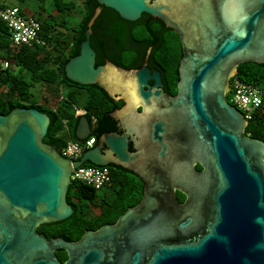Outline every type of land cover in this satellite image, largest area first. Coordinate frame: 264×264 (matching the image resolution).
Returning <instances> with one entry per match:
<instances>
[{
	"label": "water",
	"instance_id": "1",
	"mask_svg": "<svg viewBox=\"0 0 264 264\" xmlns=\"http://www.w3.org/2000/svg\"><path fill=\"white\" fill-rule=\"evenodd\" d=\"M96 1L80 51L65 64V75L83 85H98L114 100L123 92L131 123H141L153 112L161 114L169 107L165 116L182 120L187 127L184 137L201 142L209 172L215 175L210 229L194 242L170 243V226L178 214L167 204V215L156 218L167 237H158L160 242L153 244L146 264H264V140L246 134L243 113L227 98L229 80L240 64L264 63V0ZM102 6L130 21L148 13L178 33L186 56L181 61L176 95H163L159 72L150 74L146 66L130 70L110 60L96 65L90 36ZM149 78L155 83L150 85ZM138 106L144 112H138ZM120 111L115 109L110 115L118 118ZM49 124V115L33 107H15L0 114V264H60L52 254L57 247L84 250L76 264L113 262L124 245L120 237L150 220L161 204L155 193L166 187L157 182L146 187L141 202L121 214L116 224L87 230L76 242L47 240L37 227L73 213L66 192L73 182L74 167L87 162L113 163L143 178L152 176L143 164L145 149L133 153L128 149L134 132L131 125L122 134H102L100 146L88 148L80 159L71 161L55 145L44 142ZM91 133L88 117L82 114L77 140L83 141ZM166 134V122L160 118L148 130L160 158L168 147ZM190 222L188 218L179 226L184 228ZM140 256V251L135 252L132 262L136 264Z\"/></svg>",
	"mask_w": 264,
	"mask_h": 264
},
{
	"label": "trees",
	"instance_id": "2",
	"mask_svg": "<svg viewBox=\"0 0 264 264\" xmlns=\"http://www.w3.org/2000/svg\"><path fill=\"white\" fill-rule=\"evenodd\" d=\"M38 1L42 2L43 6L50 7L54 12V17L49 16L52 20L54 19L50 24H46L47 19L37 18L41 24L40 42L32 45L12 44L10 29L0 21V114H7L15 107H33L45 112L50 117V124L44 141L57 146L60 150L68 140H77L76 128L81 115H76L78 107H74V97L85 91L86 104L81 108L85 110V115L94 131L88 138L94 136L96 141L111 123V109L117 108L119 103H116L103 88L96 84L83 85L70 80L65 75L64 66L71 57L79 53L81 42L85 39L87 23L98 3L96 0H81L80 5L83 8L81 12L83 13L79 17L78 14L75 15L77 0ZM69 16L75 21H70ZM70 23H73L72 28L68 27ZM92 29L90 41L99 57L107 52V41L114 42L115 46L119 45L124 32L128 30L131 37L140 38L142 41L149 40L154 44L163 67L168 70L174 69V71L177 69V59H173L169 54L173 48L166 36L162 35L166 25L157 17L144 13L139 19L130 21L119 16L114 9L102 6V11ZM117 49H120V46L109 51V57L114 61H116ZM130 59L128 56V61ZM5 61H8L6 67L4 66ZM98 63L97 61L96 65ZM125 66L129 65L125 64ZM235 74L245 82L258 85L264 93V63H242ZM35 84H41L51 94L55 88H57L56 91L61 92L56 107H49L31 98V89ZM66 106H73V110L68 111L65 109ZM65 126L68 130L67 139L60 133ZM246 133L264 140V107L248 121ZM83 165L93 164L87 162ZM108 167L111 171V181L106 186H114L118 183V187L115 186V191L113 190L116 193L113 201L101 210L110 213L111 209L114 214L113 219L89 221L84 216L85 209L81 208V204L86 205L87 209L90 203L95 205V194L93 193L99 190L85 183L74 181L72 186L74 191L71 194L75 198L78 197L80 206L71 217L63 221V224H67L66 228L75 229L82 234L88 227L94 228L104 222L114 221L127 207L139 201L142 188L132 187L130 181L122 179L120 167L116 170H111L109 165Z\"/></svg>",
	"mask_w": 264,
	"mask_h": 264
},
{
	"label": "flooded vegetation",
	"instance_id": "3",
	"mask_svg": "<svg viewBox=\"0 0 264 264\" xmlns=\"http://www.w3.org/2000/svg\"><path fill=\"white\" fill-rule=\"evenodd\" d=\"M162 35L166 36V39L170 38L174 42L173 44L169 43L173 48L170 50L169 54H171L173 59H177L178 61L175 71L174 69L168 70L166 67L162 66L157 56V49L153 43H150L149 40L142 41L140 38L131 37L128 30L124 32L121 43L116 45L117 48L120 46V49H117L116 61L109 57V51L116 49L114 42L109 40L107 41V52H105L102 57H99L96 52V62L98 61V64H104L107 60H110L118 66L130 70H138L146 66L150 74L158 71L162 82L159 88L163 90V95L166 97L174 96L178 93V83L181 79V61L186 55L180 43L179 35L175 30L166 26V29L162 31ZM128 56L131 58L130 61H128ZM125 64L129 66L126 67ZM176 77L177 80H175ZM148 83L152 85L155 83V80L149 78ZM114 101L119 103V105L117 108L111 109V111L119 109L121 110L120 115L118 118L112 117L111 115V123L107 125V129L102 134H112L113 132L122 134L126 131L127 126L131 125L134 128V132L130 134L132 140L128 141V149L131 153L140 151L141 148L145 149V154L142 157L144 163H142L152 172V176L151 178H143L132 170L113 163H109L108 165L111 167V170H116L120 167L121 169L119 171L122 179L130 181V186L132 187L142 188V195H144V189L146 187H154L156 182L159 186L166 187V190L155 193L161 202L159 207L153 211L154 213L148 222H143L141 224L143 227L131 229V232L124 236V238L120 237L119 241H124V245L122 243L123 246L121 245V250L114 261L110 263L106 262V264H134L132 262V256L137 251L141 252V256L136 264H146L152 254V250L155 248L153 244H158L160 242L158 241V237H167L156 222V218H158V220L161 218L163 219V217L167 215L168 211L165 208L167 204H170L178 214L175 216L170 226V240H172L170 243L194 242L204 236L210 229L213 222V196L216 185L214 180L215 175L209 172L207 167L208 157L206 156L205 148L201 142L198 140L196 141V137L195 140L184 137L186 136L184 128L187 127L181 122L182 120L176 121L172 120L176 118L175 116H165L166 113L171 111L169 107H167L165 111L162 110L160 112L161 114L153 112L154 115L148 116V118L141 123H131V114L124 108L126 105L124 93L122 92L119 94L118 100ZM137 111L144 112V109L142 106H138ZM159 118L164 119L166 122L167 134L165 140L168 143L167 150L161 158L158 156L159 148H157L156 144L147 136L148 130L152 127V123ZM92 122H94V120ZM91 130L93 133L92 127ZM246 134L251 136L249 133ZM100 136L92 147L101 145ZM102 147L107 151L110 150L104 145ZM110 157L115 158L116 156L111 155ZM108 165L106 166L108 167ZM73 183L74 181L69 185L66 192V201L73 208V213L69 217H71L80 206L78 197L75 198V196L71 194L74 191L72 189ZM96 193L97 191H94L93 195ZM142 195H140L141 198L137 203L127 207L121 214L128 208L137 206L143 198ZM91 204L94 205V203H90V205ZM98 206L99 205L95 202L94 207L89 210L86 205L82 203L81 208L85 209L84 216L92 222L95 220L98 222V219L112 220L107 217L108 212L102 210L96 211L95 207ZM101 208L100 206V209ZM105 213H107V215H105ZM119 216L115 218L114 221L104 222L94 228L88 227L82 234L75 229L71 230L69 227L66 228L67 224H63V221L69 217L59 221L43 223L37 227V230L49 241L62 238L66 241L76 242L87 230H97L106 224H116ZM188 218H191V222L186 227L180 228L179 224L187 221ZM84 252L85 251L81 248L67 250L62 247H57L53 249L52 254L60 264H68L69 262H74L76 264V261L81 259V255H83Z\"/></svg>",
	"mask_w": 264,
	"mask_h": 264
},
{
	"label": "built area",
	"instance_id": "4",
	"mask_svg": "<svg viewBox=\"0 0 264 264\" xmlns=\"http://www.w3.org/2000/svg\"><path fill=\"white\" fill-rule=\"evenodd\" d=\"M0 21L10 29L12 44L32 45L40 42V22L33 16H24L18 6H8L0 3ZM7 65L8 61H5L4 66ZM235 73L229 80L227 98L231 105H234L243 113L245 120L248 122L264 107V93L258 85L243 81ZM81 114H85V110L82 108L76 109V115ZM94 143V136L83 141L68 140L59 152L71 161L78 160L84 151L92 147ZM71 179L100 190L110 183L111 172L107 166L80 164V166L73 168Z\"/></svg>",
	"mask_w": 264,
	"mask_h": 264
},
{
	"label": "rangeland",
	"instance_id": "5",
	"mask_svg": "<svg viewBox=\"0 0 264 264\" xmlns=\"http://www.w3.org/2000/svg\"><path fill=\"white\" fill-rule=\"evenodd\" d=\"M81 0H77L78 4H77V8H76V14L82 15L83 11L81 12V10L83 9L82 6L80 5ZM0 3L11 6V5H16L18 6L24 16L26 17H30L33 16L35 18H40L42 20L47 19V23L46 24H50L53 22V20L49 17L50 15H53L54 17V12L51 11L50 7H47L46 5L43 6V3L38 1V0H25V1H20V0H0ZM70 19V21H75L73 17L69 16L68 17ZM73 23H70L68 27L72 28ZM168 39V43L172 44V41ZM174 43V42H173ZM57 88H55V91H53V94L50 93V91L44 87H42L41 84H35V86L31 89L32 91V99L36 100L39 103H44L45 105L49 106V107H56L58 102H59V95H61V92L58 90L56 91ZM59 89V88H58ZM58 95V96H57ZM86 94L85 91H82V93L80 94H76L74 99H75V104L74 107L75 108H83L84 104H86ZM65 109H67L68 111H72L73 110V106H66ZM61 135L67 139V127L65 126L64 129L62 131H60ZM115 186L118 187V183H116L114 186H106L101 188L99 191H97V193L95 194V199L94 201L99 205L98 207H95L96 211L101 210V207H107V204L113 201L115 194ZM114 190V191H113ZM94 207L93 204H91L88 209L91 210ZM93 210V211H95ZM113 212L110 209V213L108 212V218L109 219H113Z\"/></svg>",
	"mask_w": 264,
	"mask_h": 264
},
{
	"label": "clouds",
	"instance_id": "6",
	"mask_svg": "<svg viewBox=\"0 0 264 264\" xmlns=\"http://www.w3.org/2000/svg\"><path fill=\"white\" fill-rule=\"evenodd\" d=\"M153 108H155V105H153L152 107L147 108L146 111H147V112H151V111L153 110ZM79 109H81V108H79ZM81 115H82V114H81ZM84 115H85V114H84Z\"/></svg>",
	"mask_w": 264,
	"mask_h": 264
}]
</instances>
